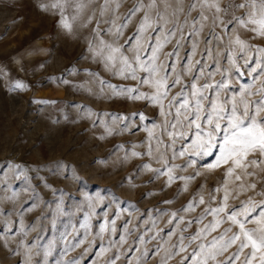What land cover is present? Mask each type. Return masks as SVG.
I'll return each mask as SVG.
<instances>
[{
  "label": "rangeland",
  "instance_id": "374dc122",
  "mask_svg": "<svg viewBox=\"0 0 264 264\" xmlns=\"http://www.w3.org/2000/svg\"><path fill=\"white\" fill-rule=\"evenodd\" d=\"M150 2L139 0L143 7L127 19L138 0H110L107 6L105 0H83L85 7L79 11L65 0H0V264H181L198 244L207 245L229 227L228 236L237 232L222 213L218 218L223 223L189 245V237L215 222L205 209L221 206L225 190L229 210L249 198L264 201V156L259 151L248 153L239 164L229 160L215 168L209 165L219 155L218 147L211 156L173 157L168 147L172 129L165 131V120L173 117L161 115L160 105L149 98L117 94L137 88L138 80L113 75L102 58L90 51L100 49L103 40L122 46L131 58L129 49L135 39L129 38L137 37L145 14L154 26L159 20L161 28H149L143 34L148 51L142 59L148 58L168 30L174 33L158 61L170 74V91L163 100L168 112L172 98L182 87L187 91L193 81L202 86L223 79L232 95L244 86L255 91L264 76L253 81L248 69L256 63V49H264V37L249 30L254 25L229 24L225 29L217 21L214 26L217 15L224 19L208 7L215 0L207 4L204 0H156L155 8L148 7ZM218 2L223 7L229 0ZM54 3L60 7L53 8ZM192 4L195 7L190 9ZM246 11L251 9H237L235 15ZM61 19L71 28L65 29ZM126 21L117 39L113 33ZM237 37L249 45L247 55L234 43ZM233 54L235 66L229 59ZM248 58L251 63L245 66ZM201 69L204 75L197 80ZM177 73L182 84L172 86ZM147 75L138 72L140 80ZM17 83L24 87H15ZM154 92V87L139 84L131 96L150 97ZM205 95L211 98L212 90ZM148 129L153 133L151 140ZM194 139L191 134L183 141L177 138L174 147L179 151ZM149 144L151 155L147 154ZM189 160L195 161L191 167L186 164ZM145 164L161 173L173 168L172 182L168 175L145 169ZM201 197L203 204L198 203ZM189 202L194 210L183 211ZM106 220V230L100 233ZM86 222L87 228L82 227ZM181 236L186 252L173 248ZM238 245L239 241L208 264H223ZM250 251L246 248L235 264H243ZM253 264H259L258 258Z\"/></svg>",
  "mask_w": 264,
  "mask_h": 264
},
{
  "label": "snow or ice",
  "instance_id": "6c2138e0",
  "mask_svg": "<svg viewBox=\"0 0 264 264\" xmlns=\"http://www.w3.org/2000/svg\"><path fill=\"white\" fill-rule=\"evenodd\" d=\"M65 2L70 5L75 4L78 11L85 7L83 0H65ZM109 2L110 0H105V6H107ZM204 2L207 4L208 0H204ZM41 7L45 6L41 5ZM52 7L57 8L60 7V5L54 3ZM142 7L143 5L140 4L138 0L137 5L129 10L127 19H130L132 15L140 11ZM148 7H157L156 0H151ZM194 7L195 4L189 6L190 9ZM208 7L214 8L215 13L223 14L224 17V19H220V16L217 15L213 20L214 26L217 21H219L225 29L228 28L229 24H233L234 26L238 25L240 27L254 25L255 27L249 30L264 37V0H242V2L229 0V3L223 7L220 6L218 0H215V2L208 4ZM249 8L251 11H246L241 16L235 15L237 9ZM101 14H103V12ZM156 15L160 19H163L159 11H157ZM245 17L247 18L245 19ZM75 18L76 17H73V19ZM60 23L65 29L71 28V25L65 19H61ZM126 23L127 21L124 25L117 27L115 33H113L117 36V39L119 35L122 34L121 29L126 27ZM161 27L162 25L159 23V20L154 26L150 17L145 14L141 24L137 28V37L129 38L130 40L135 39L134 45L129 49V51L133 53L131 58L124 54L122 46L107 44L103 40L100 42V49L90 48V51L93 52V56L101 57L104 67L111 71L113 75H119L125 79L131 78L133 80H138L139 83L137 88L122 89L121 92L117 94H126L132 99L149 98L152 103L160 105L161 115L173 117L172 120H165V131H168L169 128L172 129V131H168V136L172 140L168 147L173 149V157H184L186 155L201 157L211 156L213 150L218 147L219 155L216 157L215 162L209 165L210 168H215L222 163H227L229 160L239 164L241 159L253 151H259L261 156H264V116H261V113L264 112V80L260 81L255 91H252V86L241 87L238 95H232L227 92L229 84L223 79L215 84L206 82L202 86H198L197 83L193 81L187 91L184 87L181 88L177 96H174L169 102V111H164L163 100L167 98L168 91H170L168 83L170 74L167 72L166 65L158 61L164 43L168 42L169 36L174 35V33L168 30L163 40L158 39L156 41L148 58L142 59L143 53L148 51L143 40V34L149 28H152L153 31H157V29ZM94 31L98 33V27L94 29ZM106 31L109 33L112 32L111 29H107ZM216 39H219V37L217 36ZM150 40L151 38H149V42ZM234 43L239 45L241 52L247 55L245 49L248 48L249 45H247L245 41L237 37ZM205 52L207 54L210 50L206 48ZM256 52L259 54L256 63L248 69L253 81H255L258 76H264V49H256ZM174 54L176 53H169L168 56L171 57ZM229 59L232 65L235 66L236 59L234 54L230 56ZM199 63L200 62L197 61V64ZM250 63L251 58L245 60V66H248ZM187 70L189 72L192 70L191 65H189ZM140 71L148 74L143 80L139 79L138 72ZM237 71H239L238 68ZM203 75L204 72L201 69L200 75L197 76L196 79L198 80ZM208 75L210 77L212 74L209 73ZM221 75L223 76L224 74L222 73ZM139 84H148L155 88V92L150 97H146L145 93L131 96L132 92H138ZM178 84H182L179 73L172 79V86ZM108 86L112 87L111 85ZM15 87L23 88L24 85L17 83ZM209 90L213 92L211 98L205 95ZM113 91L115 92V89H113ZM221 91L224 92V99H221ZM249 95H256L258 99L249 100ZM204 101H208V104L205 105ZM141 119H144V117L141 116ZM221 133H223V135H221ZM189 134L194 135L195 139L190 145L177 151L174 147L176 139L179 138L181 141L186 140ZM152 135V130L148 129L149 140H151ZM147 154H152L151 144H149ZM132 155L138 156L140 153L133 152ZM161 158L163 159V157ZM252 163L255 164L257 161L253 160ZM164 164L167 166L168 161L164 160ZM186 164L188 167H191L195 164V161L189 160ZM143 167L153 171L157 175H168L169 183L173 180V168H167V172L161 173L160 169H152L150 165L145 164ZM232 171L233 169L230 168L228 170L229 174H231ZM182 179L188 178L182 177ZM251 187L255 188V184L251 185ZM215 191H219V189H215ZM211 199L215 200V197L213 196ZM227 200L228 193L225 190L221 206L205 209V214H210L216 218L215 222L205 225L200 232L189 237V245L195 242L201 234L206 236L223 223L224 221L218 218L222 213L226 217V220L230 221L231 225L237 228V232L228 236L227 234L231 232V227H229L225 229L219 237H213L207 245L203 243L198 244L196 248L192 249L191 252L182 258L181 264H208L209 259L215 260L218 255H222L228 247L236 244L237 241H239L237 251L232 253L223 264H235L246 248H250L251 251L245 256L243 264H253L257 258L259 264H264V201L257 203L249 198L248 202H243L238 208L232 207L229 210ZM198 203H204L203 197L200 198ZM191 210H194V205L192 202H189L183 211ZM171 215L173 219L176 218V213H172ZM202 219L203 215L198 218L197 222H201ZM180 220L182 221L183 218L181 217ZM108 223L109 222L106 220L105 224L100 226V233L106 230ZM191 223L192 221H188L189 225ZM111 225L112 231L114 232V220L111 221ZM82 227L87 228V222L82 225ZM177 227H179V225H177ZM173 234L174 233H169V236ZM226 236L227 239H225ZM121 239L123 241V238ZM184 239L185 238L181 236L179 244L173 245V248H179L180 252H186L188 246L183 244ZM82 242L83 241H78L77 243ZM175 254L178 253H173V255ZM144 255H147V253ZM70 264H76V262L71 261ZM109 264H114V261H109Z\"/></svg>",
  "mask_w": 264,
  "mask_h": 264
}]
</instances>
